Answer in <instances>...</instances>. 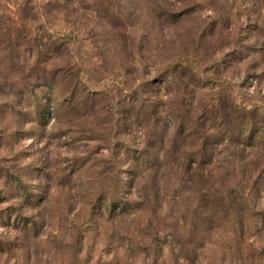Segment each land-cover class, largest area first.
I'll return each mask as SVG.
<instances>
[{
    "label": "rangeland",
    "instance_id": "obj_1",
    "mask_svg": "<svg viewBox=\"0 0 264 264\" xmlns=\"http://www.w3.org/2000/svg\"><path fill=\"white\" fill-rule=\"evenodd\" d=\"M237 108L264 114V0H0V264H264L262 149L215 139ZM203 143L230 149L181 181Z\"/></svg>",
    "mask_w": 264,
    "mask_h": 264
},
{
    "label": "trees",
    "instance_id": "obj_2",
    "mask_svg": "<svg viewBox=\"0 0 264 264\" xmlns=\"http://www.w3.org/2000/svg\"><path fill=\"white\" fill-rule=\"evenodd\" d=\"M41 56H44V54L41 53ZM30 72H31V76L25 78L26 79L25 84L22 90H20V96H22L23 99L27 97L33 99L34 97V102H37V100L35 99L36 87L37 88L46 87L49 93L53 95V91L55 90L56 85L61 83L60 79H57L56 73H50V74L46 72L41 73L36 68L32 69ZM73 77L75 81L74 88L76 91H73L72 95L70 96L68 100L69 104L70 102L73 103V100L77 98L76 92L81 86L80 82L77 83L78 81L75 75H73ZM69 86L70 83L64 84V88L66 89ZM88 97L90 98L89 94ZM137 107H138V111L135 114L134 112H132L131 114V119L136 122H138L140 114L143 113V110L139 106ZM37 111L39 113V117L43 119L46 110L43 111V108L41 109L37 108ZM216 126L218 127L217 136H215L216 137L215 139H217L216 140L217 145L227 144L226 147H231L233 145H240L243 148H233V150L231 151L229 150L230 148H214L212 149V151H209V148H204L205 143H203L201 145V148H196V150L193 152H189V151L181 152V164L182 167L184 168V171L181 170V181H183V175L196 174L197 169L203 171L202 169H204V165L206 163L212 162L216 156L215 153L218 151H224V149L229 150V155L237 158L239 157L240 154L243 155L248 151L255 149V147L261 148L262 149L261 152L263 153V155L262 153L261 155L260 153H258L260 157L258 159V164L256 165L255 168V173L249 175L248 182L251 183L252 180H258L260 178L262 179L263 168H264V114H258L257 111H253V110H246V109L241 110L239 108L232 109L229 117L223 114L222 117H220V119L218 120V122H216ZM186 131L184 133H186ZM188 131H190L189 128ZM192 132L193 130H191L189 133ZM177 133L178 135H181V123H179L177 126ZM141 159L142 157L133 158V160L137 163H139ZM225 162L228 163V165L231 168L235 167L236 165V160L234 159L229 162L228 161ZM205 191L206 190L196 191V194L200 193L201 195L203 194L206 195ZM234 195L235 194L232 193L231 197H233ZM216 199L218 200V197ZM208 200L203 196L199 200L193 211L195 217L193 221H198V220L202 221L201 216L199 214L200 211H202L204 208H206V210H212L213 208L215 209V204L210 205ZM222 203L223 201L219 200L216 206L218 208H221ZM111 204H112L111 210H115V206L120 205L121 202H119L114 198ZM207 204H209V206ZM127 205L129 204H124L123 206H127ZM123 206L121 207L122 212L126 210V209L124 210Z\"/></svg>",
    "mask_w": 264,
    "mask_h": 264
}]
</instances>
